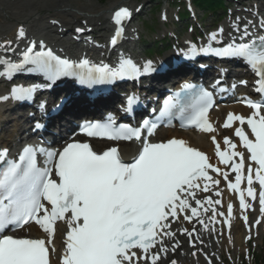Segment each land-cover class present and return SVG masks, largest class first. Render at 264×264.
<instances>
[{"label":"snow or ice","instance_id":"snow-or-ice-1","mask_svg":"<svg viewBox=\"0 0 264 264\" xmlns=\"http://www.w3.org/2000/svg\"><path fill=\"white\" fill-rule=\"evenodd\" d=\"M131 16L127 7L113 12L116 25L113 46L124 32V21ZM250 26L264 32V18L258 25L246 22L242 31L236 23L234 30L240 33L239 38L222 47L193 46L189 52H212L219 57L243 59L258 76L255 91L264 97V35L250 33ZM83 31L76 29L77 33ZM219 32L222 34L223 29ZM217 35L212 33L209 39L215 41ZM26 38L21 25L17 39ZM11 45L12 41H5L0 47L7 54L13 51ZM45 49L43 41L38 44L31 41L21 53L19 63L0 58L5 69L0 76L11 79L16 72H39L49 82L40 87L50 88L61 77H76L78 83L91 86L135 79L157 71L151 61L141 69L131 59L122 57L117 67H110L87 58L79 62L61 58L51 49ZM36 91L35 85L13 86L9 95L0 96V101H30ZM138 100L137 96H129L124 111H131ZM240 102L253 110L251 114L229 112L222 125L234 128L239 145L225 137L222 149L216 137H211L218 163L228 171L213 164L205 152L184 139L162 142L149 139L166 117L179 116L182 126L194 125L205 133L216 131L209 120L213 93L189 82L163 102L156 119H144L139 126L117 124L111 116L103 122L85 121L80 126L89 138L138 142L140 146L130 161L122 158L119 145L97 152L91 143L80 141L67 143L62 150L25 145L15 159L8 158L7 148L0 149V264H52L57 253L53 238L58 222L65 226L59 264H160L170 251L180 247L177 232L172 228L174 222L197 219L207 229L204 214L211 211L213 221L225 215L215 207L221 205V199L197 197L198 192L208 193L218 188L221 179L230 191L238 194L239 209H249L248 198L251 201L258 198L259 211L264 214V99L241 97ZM40 108L46 111V103L42 102ZM43 127L40 122L35 124V130ZM40 156L44 157L42 164ZM230 173L234 179H230ZM245 182L246 187L242 188ZM215 195L220 197L221 190ZM232 216L233 204L229 202L227 217L230 220ZM243 220L247 225V215H243ZM32 222L43 231V238L4 234L8 229H22ZM178 231L188 238L189 244L196 246L192 239L195 227L191 231L187 228ZM169 264L177 262L171 260Z\"/></svg>","mask_w":264,"mask_h":264},{"label":"bare ground","instance_id":"bare-ground-1","mask_svg":"<svg viewBox=\"0 0 264 264\" xmlns=\"http://www.w3.org/2000/svg\"><path fill=\"white\" fill-rule=\"evenodd\" d=\"M131 2L132 1L125 0L120 3L117 2L103 8H98L91 2L84 5L80 2V0H0V45H3L5 41H12L11 48L17 49L18 45L28 40V35L26 39L19 40L17 39V30L11 32L13 22H18L20 25H27L25 26L26 34L29 33V35L36 37L40 35L46 36L48 33L56 32L58 30L57 27L50 29L48 27L50 22L48 21H60L63 27L74 24L80 25V22L82 21L84 25H80V27H82L84 31H88L89 34H87V36H82L66 32L68 33L66 34V36H68V40L73 43L71 38H78V44L81 46L80 48H87L92 51H103L105 50V47L98 46L94 43V40H96L97 37L94 30L99 29L100 33L106 34L108 25V21L105 17L106 12L108 10H112V8L116 6L124 7L131 5ZM145 10L146 8L144 7L141 9L139 14H144ZM43 14H50V16L47 18ZM79 14H82L83 17H80ZM256 14H259L260 18H264V8H261L259 11L255 10L249 15V17L253 18ZM237 23L241 26L244 23V20L240 19ZM222 28L223 26L220 29ZM1 53L5 54L3 47H0V54ZM232 111L236 114H243L245 112V110L239 108H235ZM228 112H231V110H228ZM72 113L73 117H85L91 115L78 110L73 111ZM0 123H4L7 127H11V132L7 136V139H4L7 142L13 137V134L16 132L15 127L22 123V119L20 117L13 119L11 114L6 113L4 110L0 113ZM211 123H213L214 127L216 126L215 119H213ZM218 131L219 130L216 129L213 133H200L198 137L187 134L178 136V138L185 139L189 141L192 146L197 147L201 151H205L208 149L205 138L208 137L211 139L212 136L216 137ZM121 146L130 147L131 145L122 144ZM222 170L228 171L224 168H222ZM230 179H234L231 173ZM244 187H246V182L242 183V188ZM258 189L259 188H257V190ZM217 190H221L220 197L214 196V192ZM206 196L211 197L212 199H221V205L215 207L217 208V211L224 212L225 215L221 217L217 216L215 221L211 220V211L203 215V219L205 220V223H207L210 230L209 234L204 233V227L202 225L199 226L198 221L192 222L189 225H186L184 222L173 225L172 228L173 231L177 232V239L180 241V247L175 252L170 251L167 257L162 258L160 264H169V261L171 260H175L177 264H198L200 261L197 258V255L203 254L205 255V259L211 261L214 257L213 252L217 245L220 247V251L221 248L230 249L231 245L237 248L241 247L242 236L239 234L245 229L240 228L239 224H236L238 218H242V214L236 202L234 193L227 188V183L221 181L218 188L211 189L205 195H197V197L201 199ZM250 199L251 198H248V200ZM229 202L233 204V216L230 220L227 217V204ZM255 202V209L250 207L247 209V213L251 214L253 212L254 214V217L251 219L252 224H255L258 220L259 223H263L264 214H261L259 211L258 198ZM205 207L210 206L205 205ZM226 220L229 221L230 227L229 223H227L226 227L224 226V222ZM240 226L243 227L241 224ZM193 227L196 229L192 238L196 245L195 247L191 244L188 245V238L178 231V229L183 228H187L191 231ZM56 238L57 234H55L53 241ZM171 243H174V241ZM193 253H195V255H193L194 257L192 258L191 256Z\"/></svg>","mask_w":264,"mask_h":264},{"label":"rangeland","instance_id":"rangeland-1","mask_svg":"<svg viewBox=\"0 0 264 264\" xmlns=\"http://www.w3.org/2000/svg\"><path fill=\"white\" fill-rule=\"evenodd\" d=\"M80 1H82V3L85 5V4H89V2H91V3H93L96 7H98V8H102L103 6L105 7V6H107V5H110V4H112V3H114V2H116V1H120V0H113V1H111V2H105V0H100V2H101V4L99 3V1L98 0H80ZM133 1H137V0H133ZM151 5V4H150ZM152 6V5H151ZM147 12V11H146ZM152 18H156V17H154V16H150V14H145L143 17H141L140 18V23L143 21V20H147V21H149V20H151ZM255 245H258V242H256V243H254L253 244V246H255ZM254 248V250H256L255 249V247H253ZM226 257L227 258H229L228 257V255H226ZM237 261H235L234 263H236ZM215 264H220L219 263V261H215ZM223 264H232V262L228 259L227 261H224L223 262Z\"/></svg>","mask_w":264,"mask_h":264}]
</instances>
